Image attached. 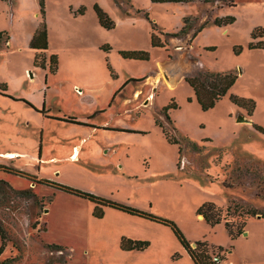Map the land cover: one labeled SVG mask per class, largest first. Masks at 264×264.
<instances>
[{
    "label": "rangeland",
    "instance_id": "1",
    "mask_svg": "<svg viewBox=\"0 0 264 264\" xmlns=\"http://www.w3.org/2000/svg\"><path fill=\"white\" fill-rule=\"evenodd\" d=\"M95 5L111 28L100 25ZM43 11L41 68L29 48L42 19L39 0H0V166L21 172L0 168V264H194L168 227L109 207L96 218L93 203L52 183L171 221L190 245L204 243L228 264H264V135L253 126L264 129V50L248 48L251 31L264 29V0H43ZM184 18L193 32L205 23L189 45L172 35ZM225 18L234 21L215 25ZM151 24L163 47H152ZM173 43L187 49L195 75H236L211 109L200 108L184 79L170 87L154 77L173 57ZM120 52H144L147 60ZM234 96L254 103L250 115ZM231 201L257 213L245 216L235 239L224 221L210 225L197 216L212 203L236 222L239 210L226 213ZM122 238L149 246L123 252Z\"/></svg>",
    "mask_w": 264,
    "mask_h": 264
},
{
    "label": "trees",
    "instance_id": "2",
    "mask_svg": "<svg viewBox=\"0 0 264 264\" xmlns=\"http://www.w3.org/2000/svg\"><path fill=\"white\" fill-rule=\"evenodd\" d=\"M152 3H182V2H190L192 0H150ZM210 1V0H208ZM39 7H40V15H41V23L38 25L37 29L34 31L32 38L29 43V48L33 51H35L34 54V65L36 67L44 68L45 66V58L40 57L41 53H45V51L48 48V40H47V29L45 22L43 20L44 18V11H43V0H39ZM95 12L97 14V17L99 19L100 25L105 28H111V23L109 22L107 16L105 13H103L100 8L95 5ZM81 13V12H80ZM147 15V14H146ZM234 21L233 18H225V19H215L214 23L216 26L220 27L222 25L231 24ZM188 18L183 19V26L180 28L178 33L172 34L173 36L177 37L178 35H185L188 33L186 31L188 27ZM205 23H200V26L197 30H195L192 33V36L189 40V43L191 40L201 31V29L204 27ZM156 25L151 24V45L152 47H163V43L160 42L159 38L155 35V29ZM190 27V26H189ZM187 30H189L190 27ZM5 33H0V42L3 38V35ZM168 35V34H167ZM264 29L261 27L254 28L250 33V42L248 44L249 50L251 49H262L264 50ZM8 36L5 38V43L8 42ZM239 49H234V52L237 54ZM120 55L124 59H134V60H147V54L144 52H120ZM49 71L55 72L57 69V59L56 56L50 55L49 56ZM144 79V78H142ZM141 80V79H140ZM190 88L192 89L194 96L196 98V101L198 102L200 108L203 111H206L208 109H211L217 101H219L226 93L227 91L234 85L236 80V75L232 73H222V74H210L208 72L203 73L202 75L197 74L192 77H186L184 79ZM133 80H128L126 83H129ZM9 99H12L13 101H19L25 103L28 107L36 111L37 113L44 114L48 113L42 106L39 110L31 104L29 101L25 99H13L8 96H6ZM231 100L233 103L237 104L240 107H245L247 109L248 115L251 114L254 103L251 100L238 98V97H231ZM173 107V106H172ZM168 108H164L162 111L166 115V111ZM58 121H62L65 123H71L75 125H83L88 126V124L79 122L73 118H53ZM162 129L163 135L170 141L168 133L166 132L165 128L162 124H157ZM254 129L264 135V129L257 125H253ZM92 128H95L92 126ZM97 128V127H96ZM99 129L103 130H109V131H117V132H123V133H135L139 134L140 132H132V131H126V130H111L108 127H100ZM4 170V172L8 173H15V174H21L20 171H14L10 168H7L5 166H0ZM59 191L66 193L68 195H72L74 197L85 199L95 205L92 215L96 218H101L103 216V207H109L117 210H121L124 212H127L131 215L138 216L140 218L149 219L152 221H156L166 227H168L181 247L186 251L188 256L191 258L194 264H210L211 255L209 252V249L207 248L206 244L204 243H195V247H192L190 245V242H188L181 231L178 229V227L171 221L160 219L157 217H153L152 215L141 212L135 209H132L130 207L117 204L115 202L103 199L101 197H97L91 193L84 192L63 184L58 183H52ZM264 198V194L262 195ZM233 208L234 211H238V220L236 222H231L226 219V215L222 216L221 209L212 203H205L202 205L198 212L197 216H202L203 220H205L210 225H215L220 223L221 221H224L225 229L227 230L229 237L231 239H235L239 237L244 232L245 227V216H255L257 213L254 210L247 209L243 211L241 207L237 204L235 201H231V204L226 208V213L228 214L230 209ZM242 210V211H241ZM259 218H264V214H259ZM149 246L148 242L145 241H135L128 238H122L120 241L119 248L122 251H143ZM6 247V234L4 230L0 226V256L3 254ZM49 248L51 249H58L61 250L60 246L57 245H50Z\"/></svg>",
    "mask_w": 264,
    "mask_h": 264
},
{
    "label": "water",
    "instance_id": "3",
    "mask_svg": "<svg viewBox=\"0 0 264 264\" xmlns=\"http://www.w3.org/2000/svg\"><path fill=\"white\" fill-rule=\"evenodd\" d=\"M173 57L168 61H164L159 64V72L164 80V82L170 86L174 87V85L186 77H192L195 75L194 70V61L192 59H185V54L187 49L183 48V46L173 43L171 45ZM185 59V65H180V60ZM238 121H247L244 117L240 116ZM202 218V216H198Z\"/></svg>",
    "mask_w": 264,
    "mask_h": 264
},
{
    "label": "crops",
    "instance_id": "4",
    "mask_svg": "<svg viewBox=\"0 0 264 264\" xmlns=\"http://www.w3.org/2000/svg\"><path fill=\"white\" fill-rule=\"evenodd\" d=\"M183 26V21H182V23L180 24V27H179V29L178 30H176L175 31V33L177 32V31H179L180 30V28ZM37 29V27L35 28V29H33L32 30V32H31V34H30V40H31V38H32V35H33V33H34V31ZM165 33H167V32H165ZM192 33H193V28H190L189 30H188V33L187 34H185L181 39H179L178 41H180L181 43H184V45L185 44H188L189 45V40H190V38H191V36H192ZM168 34V33H167ZM47 40H48V37H47ZM5 44H7V43H5ZM155 78H157V80H159V81H161V82H163V79H161V77H159V74H158V70H156V72H155V76H154ZM37 108V107H36ZM191 246L192 247H195V243H192V241H191ZM122 251V250H121ZM123 252H130V251H123ZM224 258V257H223ZM224 260H225V262L227 263V261H226V259L224 258ZM228 264V263H227Z\"/></svg>",
    "mask_w": 264,
    "mask_h": 264
},
{
    "label": "built area",
    "instance_id": "5",
    "mask_svg": "<svg viewBox=\"0 0 264 264\" xmlns=\"http://www.w3.org/2000/svg\"><path fill=\"white\" fill-rule=\"evenodd\" d=\"M210 255V264H227L220 254H216L215 252H213V254Z\"/></svg>",
    "mask_w": 264,
    "mask_h": 264
},
{
    "label": "bare ground",
    "instance_id": "6",
    "mask_svg": "<svg viewBox=\"0 0 264 264\" xmlns=\"http://www.w3.org/2000/svg\"><path fill=\"white\" fill-rule=\"evenodd\" d=\"M167 85V84H166Z\"/></svg>",
    "mask_w": 264,
    "mask_h": 264
}]
</instances>
